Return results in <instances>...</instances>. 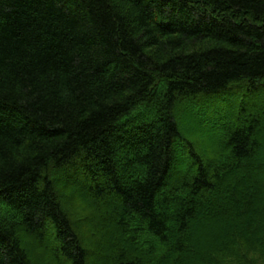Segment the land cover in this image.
Here are the masks:
<instances>
[{"label": "trees", "instance_id": "obj_1", "mask_svg": "<svg viewBox=\"0 0 264 264\" xmlns=\"http://www.w3.org/2000/svg\"><path fill=\"white\" fill-rule=\"evenodd\" d=\"M37 263L264 264V0H0V264Z\"/></svg>", "mask_w": 264, "mask_h": 264}, {"label": "rangeland", "instance_id": "obj_2", "mask_svg": "<svg viewBox=\"0 0 264 264\" xmlns=\"http://www.w3.org/2000/svg\"><path fill=\"white\" fill-rule=\"evenodd\" d=\"M229 97V96H228ZM230 100H232L230 97H229ZM227 101V102H230ZM224 100H222L223 102ZM193 103V102H192ZM196 103V102H195ZM193 103V104H195ZM190 103H183L182 106L177 110L176 114H177V119H178V123L181 127V131H182V134L184 135L185 138H187L189 140V142L191 141V143H193L194 147L196 148V150L198 151V153L204 158H210L211 156V152H212V146L211 143H209L207 140H206V137L208 136V138H211L210 136V133H212L214 136H216L217 138L219 139H223L222 137V132L223 130L225 129H220L219 132H216L217 130L214 129V128H217L219 125L223 127L227 125L228 123V118L226 116H224L225 113L227 112H231V108H230V103L228 104H224V103H220L221 105V108H218L220 111H222L220 114H217L216 112L218 111V109L214 110L212 109V105L209 104V105H206L205 106V109L199 106H197V104H195L194 106L191 104V106L189 105ZM230 105V106H229ZM235 106L234 104L232 105V107ZM198 107L203 109V110H207V111H211V115L213 116H209L210 118L208 117H205L204 119L207 121V123L209 124V126H211L212 129H209L207 130V128H204L202 129L201 131H198L197 130V127H200L198 124L200 123V121L198 120L197 117H199V114L198 115H195L196 113L194 112V110H196ZM203 110H199L198 112H201ZM205 114H209V112H207ZM195 113V114H194ZM206 133H209V135H207L206 137L204 136V134ZM187 164L183 167H181L182 169L183 168H187ZM74 186H77L75 184H71V185H67V189L65 187V189L63 187H61L59 185V189L63 190L65 193L69 192V190H71ZM71 198V197H70ZM71 198L70 200L69 199H65L64 200V205L66 206V209L70 211V214H72L73 212L76 214L75 211H78L77 213V216H82L83 219L81 221V225L79 226V230L82 231V233H87L90 232V229H92L91 225H89L87 222H85V216L87 214V212L90 211L89 208L87 207H82L78 204L77 202V199H73ZM73 201V202H72ZM79 209V210H77ZM76 216V217H77ZM81 219V218H80ZM84 223V224H83ZM207 233L204 235V237L202 238L204 243L201 244V247H205L206 245L208 247H210L212 243H214V236H216L217 234V231H216V228H210L208 226L207 228ZM104 238V237H103ZM102 238V239H103ZM25 240V239H24ZM116 240V239H115ZM209 241V242H208ZM24 243L26 244V247L30 250V253L32 254V257H36V252H35V244L34 243H30L29 239H26L24 241ZM28 245V246H27ZM39 247V246H38ZM234 248V247H233ZM243 248V247H242ZM93 249H95L93 247ZM238 249V248H236ZM198 250H195L193 253L197 254L199 252H197ZM240 251V250H239ZM243 254L245 252H242ZM239 255V254H238ZM250 256V254H249ZM248 256V257H249ZM37 258V257H36ZM100 260L96 261L97 263H100V262H103L102 260L99 262ZM39 264V263H37Z\"/></svg>", "mask_w": 264, "mask_h": 264}]
</instances>
